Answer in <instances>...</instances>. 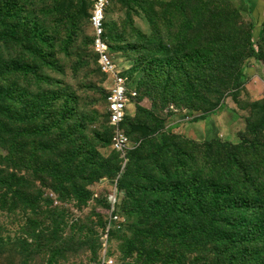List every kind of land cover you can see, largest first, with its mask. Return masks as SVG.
<instances>
[{"label": "rangeland", "instance_id": "rangeland-1", "mask_svg": "<svg viewBox=\"0 0 264 264\" xmlns=\"http://www.w3.org/2000/svg\"><path fill=\"white\" fill-rule=\"evenodd\" d=\"M94 2L0 0V89L44 109L31 120L0 96V264H96L114 215L117 264H217L205 219L189 215L193 176L202 190L225 162L240 163L249 186L234 191L264 222L255 0H110L105 37L130 91L119 129L109 118L113 79L92 46Z\"/></svg>", "mask_w": 264, "mask_h": 264}, {"label": "trees", "instance_id": "trees-1", "mask_svg": "<svg viewBox=\"0 0 264 264\" xmlns=\"http://www.w3.org/2000/svg\"><path fill=\"white\" fill-rule=\"evenodd\" d=\"M45 38L47 39L46 36ZM45 38L44 42H46ZM23 65V63H20L17 69L20 70ZM7 70H10V68H7ZM241 84L237 85L236 93L233 94L234 100ZM19 90L16 88L15 93L10 91L6 93V89H0V96L8 99L11 104L14 102L15 107L21 111L29 109L31 111V120L43 118L44 109L41 107L42 102L31 98L25 100V97L20 96ZM5 93L9 97L5 96ZM16 108L15 110H17ZM0 114L4 115L5 112L0 111ZM207 116L208 114H203L190 122L196 123L205 120ZM41 126V130L44 131V123ZM163 127L164 122H158L157 129L159 130ZM2 130H6V125L3 126ZM215 141L213 142L215 143ZM224 164V167H229L228 170L233 172L230 173L227 170L217 176H210L205 181L207 183L202 187V190L201 187L195 186L198 179L194 176L191 178L190 181L192 183L190 184L189 193L192 197L190 196V201L195 204L196 208L190 209L189 215L205 219V225L202 226L200 233L209 239L212 246L210 253L214 255L217 264H264V222L252 220L256 212L250 204H247L246 201L248 200L242 196L243 194L234 191V189L242 190V188H248L249 182L245 181L247 172L238 162L234 164L225 162ZM4 180L0 174L1 185ZM197 193H200V195H197Z\"/></svg>", "mask_w": 264, "mask_h": 264}, {"label": "built area", "instance_id": "built-area-1", "mask_svg": "<svg viewBox=\"0 0 264 264\" xmlns=\"http://www.w3.org/2000/svg\"><path fill=\"white\" fill-rule=\"evenodd\" d=\"M109 2L110 0H95L90 24L94 32L93 49L98 57L99 67L103 74L113 79L112 90L108 97L110 122L116 129H119L127 119L130 91L128 79L119 71L114 58L111 56L109 44L105 37V15ZM114 140V147L119 152L123 151L127 146V140L120 130L116 132ZM114 206H116V203H114ZM114 210L116 211L115 208ZM119 220L120 217L117 215L112 217L111 226L104 240V252L96 264H117L115 259L110 255L108 239L112 225L119 222Z\"/></svg>", "mask_w": 264, "mask_h": 264}, {"label": "crops", "instance_id": "crops-1", "mask_svg": "<svg viewBox=\"0 0 264 264\" xmlns=\"http://www.w3.org/2000/svg\"><path fill=\"white\" fill-rule=\"evenodd\" d=\"M251 0H242V2L246 3ZM254 4V3H253ZM252 16L256 21L263 20L264 21V0H255V7L251 11Z\"/></svg>", "mask_w": 264, "mask_h": 264}]
</instances>
